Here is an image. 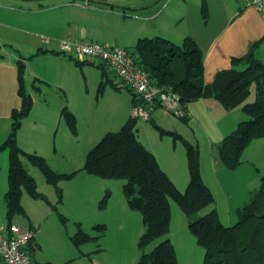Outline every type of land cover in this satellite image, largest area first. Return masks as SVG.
Here are the masks:
<instances>
[{
	"label": "crops",
	"instance_id": "0c3cea01",
	"mask_svg": "<svg viewBox=\"0 0 264 264\" xmlns=\"http://www.w3.org/2000/svg\"><path fill=\"white\" fill-rule=\"evenodd\" d=\"M71 1L0 0V145L10 132L11 111L21 106L19 60L24 63L23 83L32 97V108L36 103L42 106L38 139L47 140L48 132L54 125L59 126L63 119L60 112L66 104L75 112L70 101L58 93L63 91L68 96L67 86L75 79L77 64L61 50L60 39L65 36L127 50L142 37H162L175 43L191 37L203 53L205 84L211 83L218 71L229 68L231 58L245 55L253 45L254 55L264 61V15L241 0H97L93 8L80 7ZM132 98L131 94L113 121L119 128L130 117ZM254 100L255 94L245 102ZM184 108L186 114L179 118L155 105L150 120H140L138 125L136 122V137L153 153L160 168L180 191L189 181L184 141L194 145L201 179L214 199L205 213L214 208L219 221L226 225L232 222L233 213L236 215L237 209L247 203L264 175L259 168V162L264 161V138L252 139L243 149L239 165L229 169L217 158L216 148L246 118L241 105L226 109L214 98H199L186 102ZM25 119L17 130V144L26 152L35 151L48 158L44 147L25 144ZM3 151L8 158L7 149L0 150L1 156ZM243 171L247 173L241 176ZM244 184V194L239 196L244 187L239 188ZM2 200L0 214L5 218Z\"/></svg>",
	"mask_w": 264,
	"mask_h": 264
},
{
	"label": "trees",
	"instance_id": "16d2710c",
	"mask_svg": "<svg viewBox=\"0 0 264 264\" xmlns=\"http://www.w3.org/2000/svg\"><path fill=\"white\" fill-rule=\"evenodd\" d=\"M253 47L245 55L231 58V66L218 71L209 84H205L202 78V50L191 37H185L180 43L162 37H142L130 50L136 63L148 73L154 84L164 85L176 92L184 105L199 98H214L226 109L241 105L246 118L240 120L216 148L217 158L229 169L239 165L242 151L252 139L264 138V61L254 55ZM97 66L102 69L98 85V89L102 90L108 73L101 64ZM23 71L24 63L19 60L17 72L21 106L11 111L10 132L0 145V150L8 151L7 189L3 197L5 219L9 223L13 214L23 211V189L32 197H42L34 178L24 168L22 157L36 166L46 181L56 187L60 180L73 175L54 171L43 156L26 152L17 144V130L33 104L31 95L24 88ZM251 85L255 88V100L245 102ZM114 86L118 88L116 84ZM135 102L133 97L132 104ZM60 115L71 133L76 134L74 114L63 107ZM136 122L129 117L118 130L104 133L88 150L82 169L102 178L124 180L121 186L123 196L128 206L139 211L142 217L144 228L138 245L143 248L169 230V199L174 200L186 215L213 204L214 199L201 179L198 152L194 145L184 141L189 181L186 188L180 191L160 168L153 153L137 139ZM164 133L176 136L170 131ZM57 192L60 197L59 187ZM237 217L234 224L223 225L212 208L189 222L190 231L204 250L202 264H264V175L260 178L257 192L237 209ZM95 228H98V236L103 234L104 224H97ZM94 238L79 229L72 240L79 245ZM41 264L55 263L47 261ZM136 264H178L170 239L164 238L149 251H142Z\"/></svg>",
	"mask_w": 264,
	"mask_h": 264
},
{
	"label": "rangeland",
	"instance_id": "374dc122",
	"mask_svg": "<svg viewBox=\"0 0 264 264\" xmlns=\"http://www.w3.org/2000/svg\"><path fill=\"white\" fill-rule=\"evenodd\" d=\"M74 73V81L67 86L70 99L63 91L58 93L65 101H70V107L75 111H71L69 104H66L76 118V134L71 133L61 119L59 126L54 125L52 131L48 132L47 140L38 139L42 130V106L39 103L31 107L32 110L24 121L25 144L30 147H44L49 153L48 158L38 152L37 154L43 156L54 171L73 173L70 178L57 183L61 190L59 197L57 187L48 183L36 166L26 158H21L24 168L35 180L37 191L42 194V197H32L23 189V211L12 215L13 222L34 233L31 246L27 248L33 263L50 261L55 264H136L142 251H149L160 240L169 238L178 264H202L204 250L197 244L188 224L203 215L207 207L192 215H186L174 200L169 199V230L140 248L138 241L144 228L142 217L139 211L128 206L123 196L121 186L124 180L102 178L82 169L88 150L104 133L119 128L113 121L133 93L127 87L119 85V79L114 73L107 74L109 80L105 78L103 89L99 90L102 69L94 63L79 61L74 65ZM254 94V85H251L250 95L245 101ZM139 122L141 121L137 120V125ZM148 125L154 128L152 122H148ZM3 154L2 157L0 153V204L7 188L8 158L6 151ZM259 168L264 171V161L259 162ZM246 173L243 171L241 176ZM244 186L245 184L239 189ZM258 188L257 184L247 202ZM245 189L244 187L239 190V196L244 194ZM1 215L0 220L3 221L5 218ZM237 219V212L236 215L233 213L232 222L226 225L234 224ZM97 224H104V231L100 236L98 228H95ZM79 229L96 238L76 245L72 237Z\"/></svg>",
	"mask_w": 264,
	"mask_h": 264
},
{
	"label": "built area",
	"instance_id": "2783aa9c",
	"mask_svg": "<svg viewBox=\"0 0 264 264\" xmlns=\"http://www.w3.org/2000/svg\"><path fill=\"white\" fill-rule=\"evenodd\" d=\"M246 6L256 7L264 15V0H241ZM71 4L93 8L97 0H72ZM46 40L45 37H42ZM61 50L77 61H91L101 64L107 72L114 73L119 85L133 93L136 100L130 108V117L148 121L155 105L161 106L176 117L185 116V105L179 95L164 85H156L148 73L135 61L130 50L108 46L95 40L60 39ZM34 233L15 223L0 220V264H35L28 252V244Z\"/></svg>",
	"mask_w": 264,
	"mask_h": 264
}]
</instances>
